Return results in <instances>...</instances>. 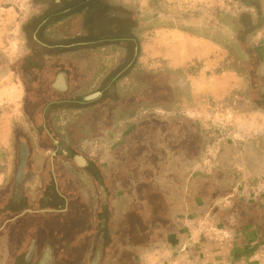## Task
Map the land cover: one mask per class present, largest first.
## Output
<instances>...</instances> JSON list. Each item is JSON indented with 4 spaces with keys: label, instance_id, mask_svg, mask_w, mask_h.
Instances as JSON below:
<instances>
[{
    "label": "crops",
    "instance_id": "crops-1",
    "mask_svg": "<svg viewBox=\"0 0 264 264\" xmlns=\"http://www.w3.org/2000/svg\"><path fill=\"white\" fill-rule=\"evenodd\" d=\"M53 1L62 9L45 18L44 28L57 42L37 41L45 55L23 71L28 96L46 93L25 109L32 130L27 176L19 183L16 168L10 170L17 188L2 193L0 264H38L47 247L53 264H89L98 249L100 264H264V140L262 146L223 140L214 156L207 152L218 143L203 128L198 136L173 126L165 140L162 119L131 108L125 87L116 90L130 76L114 74L125 66L130 38L98 27L128 23L130 10L116 0ZM156 33L164 37L151 56L172 69L173 93L216 100L238 85L232 74L204 87L184 73L220 44L179 26ZM141 45L139 54L147 51ZM60 74L66 89L58 88ZM79 155L86 161L79 164ZM251 193L260 196L250 202L240 196Z\"/></svg>",
    "mask_w": 264,
    "mask_h": 264
},
{
    "label": "rangeland",
    "instance_id": "rangeland-1",
    "mask_svg": "<svg viewBox=\"0 0 264 264\" xmlns=\"http://www.w3.org/2000/svg\"><path fill=\"white\" fill-rule=\"evenodd\" d=\"M115 2L124 10H130V21L113 20L109 25L100 23L98 27L103 30L106 28L104 31H113L116 39L131 40L133 47L125 58V66L114 67L115 75H130L117 85L116 90L125 87V93L130 94L125 100L131 104V108H145L148 110L147 117L156 115L164 125L169 123L170 128L182 124L185 129L188 128V132L198 136H201L203 128L218 143L209 148L207 154L211 156L217 154L223 140H236L243 144L253 142L262 146L264 0ZM61 9L62 4L53 0L45 3L40 0H0V92L9 91V95L0 96V182L6 176L10 177V170H15L19 139H26L29 132L32 133L25 109L36 106L46 93L45 89H38L41 95L31 97L30 93L28 96L23 71L33 63L36 64L37 60H42L45 55L37 41L57 42L48 38L50 30L44 26L45 18ZM161 26H179L221 45V50L214 51L208 60L197 61L188 70L184 69V73L204 81L199 86L205 87L208 80L224 73L232 74V78L235 76L238 85L222 99L216 100L205 93L200 96L197 93L191 99H183L181 93H173L170 83V78L174 76L172 69L164 64L160 66V59L155 60L151 56L155 53L156 41L160 42L164 37L156 33V29ZM138 43L143 46L146 44L147 51L139 54ZM198 87H195L196 90H199ZM214 101L219 104L217 108L212 105ZM147 132L150 138L152 128H148ZM259 176L264 180V171ZM240 196L250 202L260 195L251 193ZM218 233L217 229L214 230V234ZM219 234L216 237L223 236ZM187 261L179 259L178 264H186Z\"/></svg>",
    "mask_w": 264,
    "mask_h": 264
},
{
    "label": "water",
    "instance_id": "water-1",
    "mask_svg": "<svg viewBox=\"0 0 264 264\" xmlns=\"http://www.w3.org/2000/svg\"><path fill=\"white\" fill-rule=\"evenodd\" d=\"M58 88L66 89L67 84L63 74H60L57 80ZM29 155V148L25 138H21L18 144V178H21L22 174L27 173V160ZM77 162H85V158L82 155L76 157ZM17 178V180H18ZM19 181V180H18ZM102 259V250L98 249L95 256L89 264H100ZM52 248L47 247L42 258L39 260L38 264H53Z\"/></svg>",
    "mask_w": 264,
    "mask_h": 264
},
{
    "label": "flooded vegetation",
    "instance_id": "flooded-vegetation-1",
    "mask_svg": "<svg viewBox=\"0 0 264 264\" xmlns=\"http://www.w3.org/2000/svg\"><path fill=\"white\" fill-rule=\"evenodd\" d=\"M262 103L264 104V98H263V100H262ZM21 139V138H20ZM20 139H19V141H20ZM19 141H18V144H19ZM262 154H264V151L262 152ZM261 153L257 156L256 155V157H260L261 155H262ZM16 171H15V175H14V178L15 177H17L18 178V153H17V159H16ZM26 176H27V173L25 172L24 174H22V176H21V178H18V182L19 183H22V180L24 179V178H26ZM13 178V180H12V178H11V180L13 181H11V180H7V182L5 183V186H2V187H0V203H6L7 202V197H6V199L4 198L5 197V195L3 196V198H2V193H4V191H7V192H12V194L14 195V192H15V189L17 188V186H15V183H14V180L16 179H14ZM11 183H13L12 184V186H11ZM9 186H11V187H9ZM241 191H239V190H237L235 193H240ZM8 196H9V194H8ZM3 199V200H2ZM12 201V198H11V196L9 197V203ZM263 234V236L261 237V239H264V232L262 233Z\"/></svg>",
    "mask_w": 264,
    "mask_h": 264
},
{
    "label": "trees",
    "instance_id": "trees-1",
    "mask_svg": "<svg viewBox=\"0 0 264 264\" xmlns=\"http://www.w3.org/2000/svg\"><path fill=\"white\" fill-rule=\"evenodd\" d=\"M151 121V120H150ZM168 125H169V123H167V124H165L164 126H163V128H164V130L162 131V135L164 136V139L165 140H167L168 139V137H169V133L171 132V129H170V127H168ZM161 132V131H160ZM147 134H148V132L146 131V137H147ZM153 134V135H152ZM144 135V134H143ZM153 137H154V133L152 132L151 133V137H150V139H152L153 140ZM148 138V137H147ZM172 140V138H170V140L168 141V144H170V145H173V144H171L170 143V141ZM262 204H264V201L263 202H261ZM262 204H260V206L262 205Z\"/></svg>",
    "mask_w": 264,
    "mask_h": 264
}]
</instances>
